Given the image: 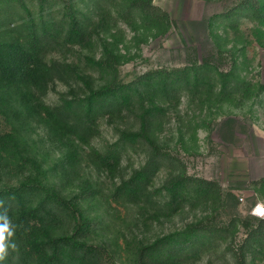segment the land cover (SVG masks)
Returning a JSON list of instances; mask_svg holds the SVG:
<instances>
[{"label":"rangeland","instance_id":"1","mask_svg":"<svg viewBox=\"0 0 264 264\" xmlns=\"http://www.w3.org/2000/svg\"><path fill=\"white\" fill-rule=\"evenodd\" d=\"M4 1L3 42L23 45L26 16L57 20L68 3L92 40L88 48L60 44L42 53L47 64L71 68L64 82L44 91L0 87V197L22 191L31 207L47 196L74 203L88 224L84 242L102 246L112 264H138L146 247L160 264H237L241 255L244 264H264V0H252L250 10L243 8L250 0H151L168 27L133 10L134 0ZM107 50L118 57L119 82L176 71L174 89L100 116L86 142L56 134L39 103L66 108L107 83L111 75L87 60ZM140 131L168 154L141 185L135 181L153 152L142 140L122 142ZM176 178L186 183L179 203L165 190ZM194 179L215 182L221 194L198 198ZM136 187L138 198L129 195ZM199 224L217 232L192 235L191 247L175 253L181 235ZM75 225L64 220L58 233Z\"/></svg>","mask_w":264,"mask_h":264},{"label":"trees","instance_id":"2","mask_svg":"<svg viewBox=\"0 0 264 264\" xmlns=\"http://www.w3.org/2000/svg\"><path fill=\"white\" fill-rule=\"evenodd\" d=\"M12 1L5 0L4 2L10 4ZM40 1L48 2V0ZM253 7V2L250 0L244 4L243 8L250 10ZM131 8L166 27L170 23L167 13L152 5L151 0H134ZM24 26L23 45L15 46L0 40V87L3 91L18 90L21 92V87L27 89L32 87L38 91H44L49 82L54 80L64 82L71 68L58 64H47L41 57L42 53L60 44L80 48H88L91 45L92 33L89 25L83 17L77 14L70 3L66 4L65 10L57 20L33 19L29 15L24 19ZM87 60L91 67L100 68L111 77L98 89L84 93L81 98L69 102L66 108H50L42 102L39 103L40 109L38 110L43 112L49 128L56 134L86 142L95 132L96 120L100 116L115 113L133 102L143 104L148 97L166 96L174 89V80L170 78L177 74L176 71L165 75L160 72H150L132 83L123 84L115 76L119 61L111 51L107 50L105 57L99 61L93 58ZM23 97L25 101H28V94H24ZM141 140L151 148L153 155L135 181L140 185L145 182L146 178L148 179L150 174L148 170L151 172L157 170L155 168L157 158L160 160L168 158V154L162 151L144 131L125 133L122 142L136 143ZM99 160L100 164L107 168L112 164L110 157L106 155H99ZM191 181L198 198L221 194V189L215 182L200 179ZM260 182L264 183V178ZM185 184L179 178L167 181L165 190L174 202L179 200ZM139 188L136 187V193L130 192L129 195L138 198L142 190ZM16 193L20 197L13 200L12 195L5 198L0 197V212L7 210L14 228L11 239L15 243L14 248L6 249V255L0 264H112L110 254L102 246L84 242V236L81 233L88 228V224L79 219L81 217L74 203L47 196L36 200L35 205L31 207L27 206L26 199L21 197V195L25 197V193L22 191ZM32 198L31 195L30 199ZM64 220L76 224L74 232L58 233L60 223ZM201 225L181 235V243H177L175 253L191 247L189 238H193L192 235L207 239L217 232L211 226ZM152 250V247L143 248L138 264H160V261L150 258ZM236 262L244 264L243 255L237 257Z\"/></svg>","mask_w":264,"mask_h":264},{"label":"clouds","instance_id":"3","mask_svg":"<svg viewBox=\"0 0 264 264\" xmlns=\"http://www.w3.org/2000/svg\"><path fill=\"white\" fill-rule=\"evenodd\" d=\"M13 234L14 228L5 209L0 212V261H3L6 255V249L15 247V243L11 239Z\"/></svg>","mask_w":264,"mask_h":264},{"label":"built area","instance_id":"4","mask_svg":"<svg viewBox=\"0 0 264 264\" xmlns=\"http://www.w3.org/2000/svg\"><path fill=\"white\" fill-rule=\"evenodd\" d=\"M264 214V213H263Z\"/></svg>","mask_w":264,"mask_h":264}]
</instances>
